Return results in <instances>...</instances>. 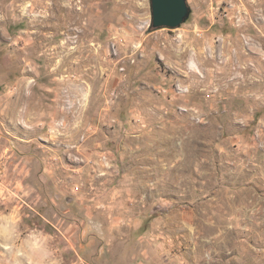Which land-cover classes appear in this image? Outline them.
I'll return each mask as SVG.
<instances>
[{
	"label": "rangeland",
	"instance_id": "374dc122",
	"mask_svg": "<svg viewBox=\"0 0 264 264\" xmlns=\"http://www.w3.org/2000/svg\"><path fill=\"white\" fill-rule=\"evenodd\" d=\"M0 0V264H264V0Z\"/></svg>",
	"mask_w": 264,
	"mask_h": 264
},
{
	"label": "water",
	"instance_id": "95a60500",
	"mask_svg": "<svg viewBox=\"0 0 264 264\" xmlns=\"http://www.w3.org/2000/svg\"><path fill=\"white\" fill-rule=\"evenodd\" d=\"M152 28L180 26L189 16L187 0H150Z\"/></svg>",
	"mask_w": 264,
	"mask_h": 264
}]
</instances>
